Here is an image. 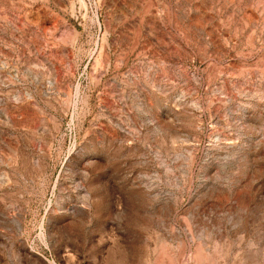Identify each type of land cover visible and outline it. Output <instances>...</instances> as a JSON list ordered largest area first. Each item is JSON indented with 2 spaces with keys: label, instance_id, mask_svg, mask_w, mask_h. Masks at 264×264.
<instances>
[{
  "label": "rangeland",
  "instance_id": "obj_1",
  "mask_svg": "<svg viewBox=\"0 0 264 264\" xmlns=\"http://www.w3.org/2000/svg\"><path fill=\"white\" fill-rule=\"evenodd\" d=\"M0 264H264V0H0Z\"/></svg>",
  "mask_w": 264,
  "mask_h": 264
}]
</instances>
